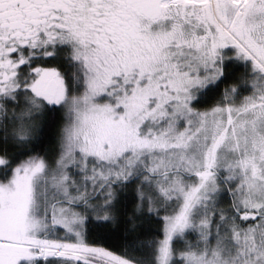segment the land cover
Listing matches in <instances>:
<instances>
[{
  "label": "snow or ice",
  "instance_id": "6c2138e0",
  "mask_svg": "<svg viewBox=\"0 0 264 264\" xmlns=\"http://www.w3.org/2000/svg\"><path fill=\"white\" fill-rule=\"evenodd\" d=\"M0 264H264V0H0Z\"/></svg>",
  "mask_w": 264,
  "mask_h": 264
}]
</instances>
